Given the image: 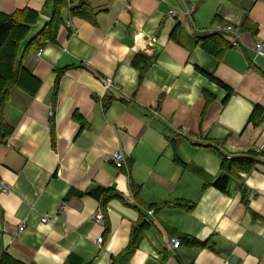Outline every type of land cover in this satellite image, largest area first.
Segmentation results:
<instances>
[{"label": "crops", "instance_id": "obj_1", "mask_svg": "<svg viewBox=\"0 0 264 264\" xmlns=\"http://www.w3.org/2000/svg\"><path fill=\"white\" fill-rule=\"evenodd\" d=\"M46 3L0 0V12L49 21ZM82 3L95 18L65 10L56 40L24 59L36 94L13 88L0 111L13 129L0 145L11 188L0 193V261L264 264V161L215 187L224 158L255 159L264 144V0ZM225 25L241 49L217 32ZM185 237L210 247L168 248Z\"/></svg>", "mask_w": 264, "mask_h": 264}, {"label": "trees", "instance_id": "obj_2", "mask_svg": "<svg viewBox=\"0 0 264 264\" xmlns=\"http://www.w3.org/2000/svg\"><path fill=\"white\" fill-rule=\"evenodd\" d=\"M45 11L51 13L50 20L44 33L35 40L27 49L24 58H20V47L25 39L29 36L32 27L38 24L41 14L31 9L17 11L14 14H4L0 12V111L10 101L11 91L13 88H19L22 91L35 95L40 87V84L28 73L24 67L23 62L31 51L39 49L46 41H55L57 34L63 25L62 13L68 10L70 14L83 16L85 19L91 20L95 18L94 11L91 6L82 3V0H47ZM215 36V35H213ZM261 118V111L256 109L251 121L256 123ZM13 129L6 126L3 121L0 122V145L7 141V138L12 134ZM259 157L256 155L253 158H224L223 170L225 175L219 179L215 187L221 191H228L231 185V177H236L240 172L247 171L260 163ZM98 189L93 192V195L100 199L103 194L109 193ZM116 197V195H109L107 199ZM186 205H184L185 207ZM191 209V208H190ZM147 228L146 226L143 229ZM142 230V229H141ZM139 228L135 232V238L130 247L132 253L136 244L138 234L141 232ZM182 244H187L192 247L200 249L209 248V243H201L192 238H180ZM0 264H22L9 255H4Z\"/></svg>", "mask_w": 264, "mask_h": 264}, {"label": "built area", "instance_id": "obj_3", "mask_svg": "<svg viewBox=\"0 0 264 264\" xmlns=\"http://www.w3.org/2000/svg\"><path fill=\"white\" fill-rule=\"evenodd\" d=\"M193 11H194V9L191 10V12H193ZM217 32H221V33H224V34L231 36L232 37L231 45L233 48H237V49L242 48V45L240 44L238 37L235 35V31H234V28L232 26H229V25L219 26ZM256 52H257L258 56L264 57V43H262V42L257 43ZM42 55H43V51L39 50L38 51V57L41 58ZM102 81L104 82L106 88H109L110 85L112 84V81H105V80H102ZM182 133L186 134L185 131H183ZM258 154H259L260 161H264V144L259 148ZM114 162H115V165L118 169L124 168L125 167L124 155L121 153L115 155ZM0 193L9 194V193H11V188L8 185H6L5 183H0ZM129 201H132V200H129ZM150 215L153 216L154 211H151ZM104 220H105V213L100 209L98 214L94 217V221L96 223H103ZM43 221L48 222L49 219L47 217H45L43 219ZM26 227H27L26 223H22V225H20V227H19V231L20 232L25 231ZM103 242H104L103 238H100L97 241L98 244H103ZM181 245H182V243H181L180 239L175 238V239L170 240V242L168 243V248L170 250H177L178 248L181 247Z\"/></svg>", "mask_w": 264, "mask_h": 264}, {"label": "water", "instance_id": "obj_4", "mask_svg": "<svg viewBox=\"0 0 264 264\" xmlns=\"http://www.w3.org/2000/svg\"><path fill=\"white\" fill-rule=\"evenodd\" d=\"M48 25V20L45 17H41L38 24L32 27V30L29 36L25 39L20 47V58H24L27 49L31 46V44L37 40L45 31Z\"/></svg>", "mask_w": 264, "mask_h": 264}]
</instances>
